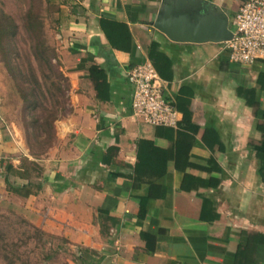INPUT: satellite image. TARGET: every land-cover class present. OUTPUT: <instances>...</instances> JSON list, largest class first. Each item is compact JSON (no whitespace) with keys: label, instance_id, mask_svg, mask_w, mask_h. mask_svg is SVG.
<instances>
[{"label":"crops","instance_id":"obj_1","mask_svg":"<svg viewBox=\"0 0 264 264\" xmlns=\"http://www.w3.org/2000/svg\"><path fill=\"white\" fill-rule=\"evenodd\" d=\"M205 1L235 28L245 0ZM162 2L58 0L71 111L37 155L0 126V203L60 240L56 257L69 255L55 264H264V60L241 65L224 43L171 41L152 26ZM101 18L128 27L129 51L110 47ZM153 42L177 128L133 116L128 73L151 61ZM94 66L106 75L101 96Z\"/></svg>","mask_w":264,"mask_h":264},{"label":"rangeland","instance_id":"obj_2","mask_svg":"<svg viewBox=\"0 0 264 264\" xmlns=\"http://www.w3.org/2000/svg\"><path fill=\"white\" fill-rule=\"evenodd\" d=\"M51 1L54 3L49 4L47 0H0V10L17 25L16 35L9 40L8 56L0 50V126L17 128L26 146L30 148V144L36 152L49 147L44 144L46 135L38 142L32 138L34 118L42 120L46 116L45 109H54L56 101L60 105L54 110L59 115L67 117L71 111L69 85L63 79L65 75L61 68L59 37L62 27L56 12L59 5L58 0ZM30 11L42 23L38 35L28 30ZM31 90L35 91L37 98L27 100ZM36 104L38 108L34 107ZM32 171L33 174L37 172ZM6 202L0 203V264H55L57 259L63 262L64 253H69L65 250L62 258L56 257L60 240L42 235L24 219L21 210L7 206Z\"/></svg>","mask_w":264,"mask_h":264},{"label":"built area","instance_id":"obj_3","mask_svg":"<svg viewBox=\"0 0 264 264\" xmlns=\"http://www.w3.org/2000/svg\"><path fill=\"white\" fill-rule=\"evenodd\" d=\"M232 40L225 42L232 62L252 65L264 60V0H245L235 16ZM133 88V116L155 127L177 128L181 113L165 95V82L151 61L128 73Z\"/></svg>","mask_w":264,"mask_h":264},{"label":"trees","instance_id":"obj_4","mask_svg":"<svg viewBox=\"0 0 264 264\" xmlns=\"http://www.w3.org/2000/svg\"><path fill=\"white\" fill-rule=\"evenodd\" d=\"M47 2L49 4L54 3L51 0H47ZM56 12L58 13V15L60 14L59 6H57ZM27 20H28V25H27L28 30L32 32L34 35H36V33L38 35L39 31L42 29V25H41L42 23H39L37 21V16H35V14L30 11L28 12ZM99 25H100L102 32L105 34L110 47L121 50V51L130 50L131 35H130V31L128 27L124 23H121L115 20H109L106 18H101ZM16 29H17V25L14 22V20L4 11L0 10V50L2 52L4 51L6 56H8V53H9V50L7 51V49H9V47L11 46V41L9 40L16 35ZM42 41L44 42V40ZM41 44L43 45V43ZM149 55H150V59L153 65L155 66L159 74L161 76L164 75L163 68L165 67V58H164V55L158 51L157 43L153 42L151 44ZM90 73H91L92 79L94 80V83L96 84V89H98L99 91L98 96H101V91H104L106 87L105 72L102 69L94 66L91 68ZM63 79L65 81H68V78L66 77L65 78L63 77ZM68 85H69V81H68ZM57 90L60 92L61 88L58 87ZM67 90H69V86ZM30 97L32 98V100L37 98L34 90L30 91L29 97H26V99L28 100ZM59 105H60V102L56 101L54 105V109L58 108ZM34 107L38 108L37 104ZM179 108L182 109L183 111V115H184L183 120L185 121L189 117L190 112L187 109H183L181 107ZM54 109L49 110L46 108L45 109L46 116L42 120H40V118L38 117L34 118V121L31 125V128L34 131L32 134V138H34L38 142L40 141V139H42L44 135H46L45 136L46 138L44 137L45 138L44 144L49 148L52 147L53 142L55 140L54 123L57 120L65 116L64 114L59 115L58 111ZM260 129L263 133V142H264V124L260 127ZM30 137H31V134H30ZM29 147L33 155H37V152L33 150V148H31L30 144H29ZM183 150H185V146L183 144L178 143L177 153H176L178 157L181 156V154H183L182 153ZM258 158L260 162L259 174L264 179V150L259 152ZM28 163L29 162H24V168L26 169V171L29 172L31 169L33 170L34 167L30 168V166L32 165H30L31 163L29 164ZM6 169L8 173L13 171L11 166H7ZM20 175L22 174L20 173ZM27 176L30 177V175H27ZM186 177H189V176L187 175ZM7 179L8 178H6V181ZM12 191L21 194L22 188H13ZM27 194H29V192Z\"/></svg>","mask_w":264,"mask_h":264},{"label":"water","instance_id":"obj_5","mask_svg":"<svg viewBox=\"0 0 264 264\" xmlns=\"http://www.w3.org/2000/svg\"><path fill=\"white\" fill-rule=\"evenodd\" d=\"M152 26L179 43H225L234 36L228 16L205 0H163Z\"/></svg>","mask_w":264,"mask_h":264}]
</instances>
